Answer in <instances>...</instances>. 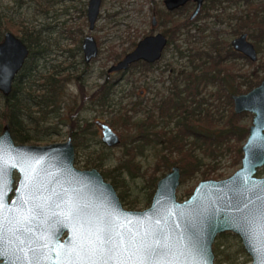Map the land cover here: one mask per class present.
I'll return each mask as SVG.
<instances>
[{
    "label": "water",
    "instance_id": "95a60500",
    "mask_svg": "<svg viewBox=\"0 0 264 264\" xmlns=\"http://www.w3.org/2000/svg\"><path fill=\"white\" fill-rule=\"evenodd\" d=\"M189 0H164L171 10ZM197 3L198 12L203 0ZM101 0H89L88 29L93 30ZM155 20H153V24ZM235 50L254 59L246 35L232 41ZM161 33L141 38L110 71L139 60L161 56ZM86 62L99 47L87 34L81 44ZM29 54L26 44L11 31L0 42V93L12 92L14 78ZM234 113H253L249 135L242 145V167L225 180L200 181L184 201L176 198L177 166L156 184L151 205L125 210L113 189L96 170L73 167V145L16 144L9 124L0 133V264H214L212 244L218 234H237L252 264H264V177L253 176L264 164V79L245 95H233ZM102 140L117 145L119 138L106 124ZM14 173L18 175L13 198ZM66 232L63 240L62 234ZM123 241L117 248L116 245ZM99 250L91 253L84 245ZM114 248L113 253L105 248ZM91 257V258H89Z\"/></svg>",
    "mask_w": 264,
    "mask_h": 264
},
{
    "label": "rangeland",
    "instance_id": "374dc122",
    "mask_svg": "<svg viewBox=\"0 0 264 264\" xmlns=\"http://www.w3.org/2000/svg\"><path fill=\"white\" fill-rule=\"evenodd\" d=\"M52 1L54 0H48L49 3ZM87 1H57V3L49 4L46 14H41L37 12L39 0H23L21 6H18L14 0H0V15L4 14L22 21L20 25L28 30L40 31L38 52L34 54L31 63L35 73L42 76L57 73V77L66 79L63 81V93L57 109L49 114L45 123V127L54 133L40 141L28 144L46 145L63 142L69 136L68 124L74 121L79 125L80 131L83 128L80 132L81 136L76 138L75 166L84 168L83 162L87 157L96 158L102 154L104 160L96 169L100 172L106 170L108 174L115 176L118 179V185H121V189L116 188L117 194L119 195L121 190L125 191L127 202L136 200V209H144L148 206L150 192L145 171L154 165L155 155L161 150L160 138L152 136L151 142L143 145L141 153L136 157L138 167L132 170L127 167L115 169L124 162V147L121 144L114 148L103 146L100 141L99 123L108 124L118 133L122 141L136 136V131H128L124 128L125 110L127 109V114L133 116V120L145 119L151 108L148 98L152 97L151 94L154 93L155 88L164 95L168 92L169 82H165V79L169 72L164 73L162 69L166 68V65L174 68L185 66L188 53L192 52L194 47L208 50L205 43L211 34L228 41L235 37L234 23L236 18L243 14L239 9H244L245 3L241 0H220V6L217 10L211 11V16L198 17L197 15L189 19L191 25L177 41L180 50L183 51L182 57L170 45L158 62L156 71L152 69L143 74L136 69L127 70L124 77L119 80L116 75L108 76L110 78L108 85H113L105 90L107 92L105 94V91H100V85L105 80L107 68L133 49L135 43L141 38L151 33V16L157 15L156 9L162 5V0H102L92 31L88 29L86 20ZM192 10L193 8H190L189 13ZM182 15L184 18L186 12ZM157 19L158 25L154 32L164 33L165 27L160 25L158 15ZM69 31L73 34L69 35ZM0 32L2 33L1 41L4 32L1 27ZM86 34H91L99 44L97 56L88 63L84 61L81 49V41ZM202 35L209 36L202 38ZM16 36L21 38V30ZM133 40L135 43H132ZM113 51L117 53L115 59L110 57ZM259 60V63L264 62V49L259 53ZM236 61L239 65L242 64L241 67L244 70L251 67L244 61L242 63L240 59ZM159 76L164 80L163 83L155 81V78ZM104 94L105 104L102 103ZM2 101L3 96L0 93V105ZM250 120L251 114L247 113L242 119V124L248 125ZM0 123L4 122L0 119ZM216 159V168L223 173L224 178L235 171L236 167L228 166L230 161L227 154L219 155ZM205 161L210 159L206 158ZM169 169L170 166L168 169H162L157 173V177H161ZM104 179L111 181L109 175ZM199 180L200 173L179 185L176 190L177 199H185L188 191ZM122 204L127 208L126 202L122 201ZM218 243L225 244L226 250L223 256L226 257L228 254L230 257V261L223 264H250V257L245 252L241 254L239 251L238 237L229 234L217 238L214 247Z\"/></svg>",
    "mask_w": 264,
    "mask_h": 264
},
{
    "label": "trees",
    "instance_id": "16d2710c",
    "mask_svg": "<svg viewBox=\"0 0 264 264\" xmlns=\"http://www.w3.org/2000/svg\"><path fill=\"white\" fill-rule=\"evenodd\" d=\"M14 1L18 6H21L23 3V0ZM57 1L64 0H54L50 3L48 0H39L37 12L46 14L49 4L57 3ZM246 1L249 8L243 10V21H241L242 23L238 28H252L257 23L264 25V21L257 20L256 13L252 9L254 7L249 4L250 0ZM82 13H84V10H82ZM168 19L170 20V17ZM21 22L11 16L0 15V27L4 31L3 35L6 31H11L17 35L21 30V39L30 50L29 60L17 75L13 83L12 92L6 97L2 95L3 101L0 105V119L10 124L12 137L16 143L27 144L47 137L48 128L45 127V123L49 118V114L56 111L60 102L64 78H56L53 73L45 76L34 74V68L31 66V63L34 54L38 52L40 31L28 30L23 25H20ZM172 24L176 25L174 22ZM1 34L0 32V36ZM72 34V31H69V35ZM132 43H135V41L133 40ZM215 53L223 58L226 57L223 54L230 55L228 57L231 62L228 64L223 61L219 62L220 59L215 62L209 55L199 53L198 58H200L201 62L197 59L194 67H210L214 68L213 70H217L219 69L218 66L221 65V67L227 68V72L235 68L234 58L238 54L233 52L232 49L223 47L221 52L217 50ZM116 56L117 53L113 51L110 57L115 59ZM133 65L146 67L147 64L141 61ZM203 70L208 71L205 68ZM218 76L216 74L215 78H218ZM220 77L222 78V76ZM261 78L259 75L252 73L243 74V92L251 89L254 83ZM220 81L221 79L213 81L218 85L214 91H209L208 96L202 94L201 91L193 94L196 105L192 110L190 109L191 111H189V108H192L189 107L191 98H188L186 95L187 89L183 91V96L177 90H173V95L168 97L167 103L164 101L160 106L156 107L158 116H160L157 120L148 116L145 119L133 120L131 115L127 114V109L125 110L124 128L128 131H136L137 135L133 136L130 140L123 141L125 148L124 162L117 166L116 169L127 167L132 170L138 167L139 164L136 162V157L141 153L143 145L150 143L152 136L160 138L161 150L155 155L154 165L145 171L147 187L150 189L148 198L153 194L156 182L159 179L157 173L164 168L168 169L171 165L176 164L180 167L181 182L185 183L199 173L200 179L220 177V173L216 174V176L212 175L215 172L216 158L219 155L227 154L232 165L241 161V146L247 136L248 128L242 124L243 115L233 112V102L231 99V94L239 93L241 89H238L239 86L235 89L231 86L224 89L220 85ZM189 83V85H192L191 82ZM105 94L102 98L103 104L106 103ZM208 99L210 100L209 103L207 102ZM206 158L210 159V161H205ZM86 164L88 165L87 162ZM106 175H109L117 187L121 186L118 185V179L115 176L108 174V172H106ZM188 192H191V190ZM121 198L125 199L129 208H136L137 201L132 200L127 202L123 190L121 191ZM225 250L226 246L224 243L216 244L215 264H223L230 261L228 254H226V257L223 256Z\"/></svg>",
    "mask_w": 264,
    "mask_h": 264
},
{
    "label": "flooded vegetation",
    "instance_id": "af4514ba",
    "mask_svg": "<svg viewBox=\"0 0 264 264\" xmlns=\"http://www.w3.org/2000/svg\"><path fill=\"white\" fill-rule=\"evenodd\" d=\"M88 1H87V4H88ZM241 1H243L245 3V8L244 9H239L240 13L243 12V10H247L249 8L248 3H247L246 0H241ZM101 2H102V0H101ZM233 2L237 3L236 1H233ZM161 4L162 5H159L158 8L156 9V13H157V15L159 17L160 25L165 27L164 33L163 32H158V31L154 32L156 27H157V25H158V19H157V15L156 14H152L151 19H150V24H151L152 29H151V33L148 34V35H154L156 33H161L164 36L165 45H164V47H163V49L161 51V56L157 60H155L153 62H146V61L139 60L137 62H134V63L130 64L127 68L120 69V70H117V71H110V66H109L107 68V70H106L105 80L100 85V91H102V90L104 91L105 88H109V87H111V85H113V84H109L108 85V82L110 81V78L108 76L116 75L117 76V80H119L122 77H124V74H125V72L127 70L132 71V70L136 69L137 71H139V72H141L143 74L148 73L152 69H155V71H156L157 70L156 66L158 65V62L162 59L164 52L166 51V49L170 45H172L173 49L179 53L180 57H182L183 51L180 50V45L177 43V41L180 39L181 35L184 32H186L188 27L191 25V23L188 20L189 19H193L197 15H198V17L211 16L212 15L211 11L217 10L218 7L220 6V0H203L201 2V4H200L198 12L193 17H192V14L195 12L196 7H197V3L195 1H193V0H189L185 4H183V5H181V6L177 7V8L171 9V10H169L166 7V5L164 3V0H162ZM249 4H251L254 7L252 9H254V12L256 13L255 15L257 17V20L260 19V20L264 21V0H262V1L250 0ZM100 6H101V4H100ZM86 8H87V6H86ZM190 8H193L191 13H189V11H188ZM183 12H186V16L184 18H182ZM187 14H189V15L187 16ZM168 17H170V20L168 19ZM153 20H155L154 24H153ZM241 21H243V14H241L240 16H238L236 18V21L234 23V27H235L234 35H235V37H233L231 40L228 41L225 38H219L218 35L211 34L210 38L205 43L207 45V47L209 48L208 50L197 49L196 47H194L192 52L188 53V56H187L188 57V61H187V64L185 66L182 65V66H179L178 68H174V67L169 66L170 64H168L169 67H167V65H166V68L162 69V71L164 73L166 71L169 72V75L165 79V82H169L168 83V85H169L168 92H167V94L164 95L160 91H157L156 88H155L154 93L151 94L152 97L148 98L149 101H150V107H151L150 108V112L147 115L149 118H155L157 120V118L160 117V116H158V110H157L156 107L160 106L161 103H163L164 101H165V103H167L168 97L173 95V90H177L178 92H180L179 94L181 96H183V91H185V89L188 90L186 95H187L188 98H191L190 103H189V107H192V108H189V111H191L193 109V107L196 105V103H194L196 101H195V99L193 97V94L195 92L201 91L202 94L208 96L209 95V91H214L216 86L218 85L217 83L213 82V81H215L217 79H221V81H220L221 84L220 85H222L224 89L230 88V86L233 87V89H235V88H237L239 86L238 89H241V92L231 94V99H232L233 95H245L248 92H250L252 89H254V88H256V87H258L260 85L261 81L264 79V62L259 63L260 62L259 53L264 49V25H260V24L257 23V25L256 26H252V28H248L247 27L245 29L244 28L239 29L238 27L241 25V23H242ZM173 22L176 23L175 26L172 24ZM247 31H250V32L248 33ZM241 34H245L246 35V41L251 43V45H252V47L254 49V52H255L254 59H252L250 56H247L246 54H244V53H242L240 51H237V50H235L233 48V46L231 44L232 41L234 39L238 38ZM89 35H91V34H89ZM207 36H209V35H207ZM207 36L202 35V38H205ZM2 39H3V37H2ZM2 39H1V41H2ZM95 40H96V42H98L96 38H95ZM82 41H83V39H82ZM82 41H81V44H82ZM136 44L137 43H135V46H136ZM97 45H99V44L97 43ZM223 47H225L227 49L229 47V49H232L233 52H235V53H237L239 55V56L237 55L234 58L235 68L231 69L230 72L229 71L227 72V68L221 67V65H219L220 67L218 66V68H219V69H217L218 71L217 70H213L214 68H210V67H204L208 71L203 70L204 68H200V66L194 67V64H196L197 59L200 60V58H198V54L199 53L209 55L211 58L214 59L215 62H217V60L220 59L219 62L223 61V62H225L227 64L230 63L231 60L228 57L230 55L223 54V55L226 56V57L223 58L220 55H216V53H215L217 50H219L221 52ZM27 48L29 49L28 46H27ZM29 53H30V50H29ZM123 57H121L119 60H121ZM83 59H84V57H83ZM237 59H240L242 61V63L244 61L247 65H249L251 67L248 70H244L241 67L242 64L239 65L238 62L236 61ZM28 60H29V54H28L27 58L25 59L24 64ZM119 60H117L113 64H116ZM141 61L144 62L145 64H147L146 67H139V66L133 65V64L139 63ZM199 62H201V60ZM86 63H88V62H86ZM24 64H23V66H24ZM23 66H22L21 70L23 69ZM247 73H252L254 75L255 74L259 75L262 78L259 81L255 82L254 86L251 89H249L248 91L243 92V88H244V86H243V74H247ZM34 74L39 76L37 73H35V70H34ZM53 74L55 75L54 77H56V78H61V79L63 78V77H57L56 76L57 73H53ZM211 74H213V75H211ZM216 74L219 75L218 78H215ZM17 75H16V77H17ZM220 76H222V78ZM16 77L14 78V81H15ZM65 80L66 79L64 78L63 81H65ZM157 80L160 83L164 82V80L160 76L155 78L156 82H157ZM237 81H239V82H237ZM189 82H191L192 85H189L190 84ZM63 84H64V82H63ZM79 85L81 87V83H79ZM12 89H13V86H12ZM4 97H6V96H4ZM209 101H207V102L209 103ZM232 102H233V99H232ZM233 112H234V106H233ZM247 113L251 114V120H250V123L248 125L243 123L248 128L247 136H246L245 141L243 142V144L246 142V139H247V137L249 135V128L252 125L253 113H251L249 111H246V110L245 111L243 110L240 113H235V114H242L243 118L247 115ZM128 115H131V114H128ZM131 117H133V116L131 115ZM5 124H9V123L8 122H4L3 124L1 123L0 133H1L2 127ZM103 124H106V123H99L100 141H101L102 145L105 146L106 148H114V147H116V146H118L120 144L123 146V141L124 140L122 141L121 137L118 135V133H116L108 124H106V125H108L116 133V135L118 136L119 142H118L117 145H113V146H108L107 144H105L103 142V140H102V137H103L102 126H103ZM9 126H10V124H9ZM68 127H69V129H68L69 136L63 142H66L68 140V138L71 139V142H72V145H73V151H74L73 167L75 169H78V170H87V171L88 170H92V169L96 170L97 172H99V174L102 176V178H103V180L105 182H107V183L112 185L113 189L115 190L116 195L118 196V199H119L122 207L125 210H130V211L139 210V209H136V208H129V205L127 206V208L124 207V204H122V201L125 202V199L123 200L121 198V192H120L119 195L116 192V188H120V187H117L115 182L112 181V179L109 182L104 179L105 177L108 178V175H106V172H107L106 170H103L102 172H100L98 169H96V167H99L101 165V162L104 160L102 154H100L102 156L99 155L96 158L87 157L84 160V162H83V167L84 168H77L75 166L74 159H75V154H76V150H77L76 138H79L81 136L80 132L83 131L82 130L83 128L80 131L79 130V128H80L79 125L77 123H75L74 121L69 123ZM10 130H11V127H10ZM47 132H48L47 136H49L50 134L54 133V132L49 131V129L47 130ZM11 134H12V132H11ZM63 142H53V143H63ZM16 144H19V143H16ZM49 144H51V143H49ZM25 145H34V144H28L27 143ZM241 148H242V146H241ZM124 150H125V148H124ZM241 151H242V149H241ZM243 155H244V153L242 152V156ZM242 156H241V159H242ZM86 162L88 163V165L86 164ZM173 166H177L179 168V171H180L179 184H178V186H179V185L183 184L181 182V169H180V167L178 165H176V164L171 165L170 169L166 173H168ZM228 166L236 167L235 171L231 175H229L228 177L224 178L223 173L220 172L219 170H217V168H216L215 169L216 172L212 173V175L214 174L213 176H216V174L220 173L221 174L220 177L208 178V179H200L199 181H197L195 183L194 187H192V189H191V192H189L187 194V197L185 199H181V200L177 199V200L178 201L187 200L191 196L192 192L194 191L195 187L197 186V184L200 181H203V180L219 181V180H225V179L231 177L236 171H238L242 167V163H241V161L239 163L235 164V165H232V164L229 163ZM263 168H264V164L256 169V171L253 174V176H255L256 178H263L264 177ZM165 174H163L161 177H159V179L162 178ZM13 176H14L15 181H14V184H13V190H12V192L10 193V195L8 197V201H10L13 198V196H14V189L16 187V182H17V179H18V175L16 173H14ZM158 180H157V182H158ZM157 182H156V184H157ZM155 189H156V187H155ZM176 190H177V188H176ZM123 192L125 193V191H123ZM153 194H154V192H153ZM153 194L150 196V198H148L149 202H148V206L146 208H148L151 205V200H152ZM146 208H144V209H146ZM140 210H143V209H140ZM229 234H233L234 236L238 237V239L240 240L239 251H241V254H243L245 252L250 257V264H252L251 256L247 253V251H246V249H245V247H244V245L242 243V240L240 239V237L237 234H235V233H233L231 231H226L225 233L218 234L215 237V240L217 238L225 237V236H227ZM65 236H66V232H64L62 234V236L60 237V240H63ZM215 240H214V242L212 244V249H213V252H214V256H215V247H214ZM214 264H215V257H214Z\"/></svg>",
    "mask_w": 264,
    "mask_h": 264
},
{
    "label": "snow or ice",
    "instance_id": "6c2138e0",
    "mask_svg": "<svg viewBox=\"0 0 264 264\" xmlns=\"http://www.w3.org/2000/svg\"><path fill=\"white\" fill-rule=\"evenodd\" d=\"M122 243H123V241L121 240V241L116 245V247L118 248V247L120 246V244H122ZM82 247H85L86 250L89 251V252H91V253H95V252H97V251L99 250L97 247L94 246V242H93L92 244L84 245V246H82ZM104 250H105L106 252H109L110 254L113 253V252L115 251L114 248L110 249V248H107V247H106ZM89 258H91V257H89ZM148 260H149V257L145 256V257H143V258L140 260L139 264H148ZM94 264H95V262H94ZM104 264H108V260H104ZM157 264H158V262H157Z\"/></svg>",
    "mask_w": 264,
    "mask_h": 264
}]
</instances>
